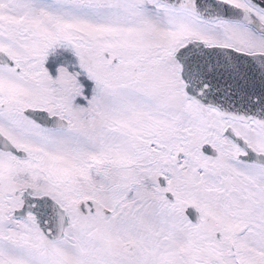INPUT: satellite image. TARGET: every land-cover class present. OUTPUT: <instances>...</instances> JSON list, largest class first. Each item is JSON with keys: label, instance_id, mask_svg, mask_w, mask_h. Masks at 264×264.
Returning a JSON list of instances; mask_svg holds the SVG:
<instances>
[{"label": "snow or ice", "instance_id": "6c2138e0", "mask_svg": "<svg viewBox=\"0 0 264 264\" xmlns=\"http://www.w3.org/2000/svg\"><path fill=\"white\" fill-rule=\"evenodd\" d=\"M0 264H264V0H0Z\"/></svg>", "mask_w": 264, "mask_h": 264}]
</instances>
